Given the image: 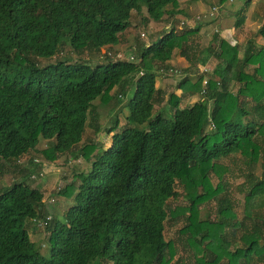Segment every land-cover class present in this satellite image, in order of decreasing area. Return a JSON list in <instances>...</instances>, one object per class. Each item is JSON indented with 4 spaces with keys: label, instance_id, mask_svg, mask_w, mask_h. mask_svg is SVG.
<instances>
[{
    "label": "trees",
    "instance_id": "1",
    "mask_svg": "<svg viewBox=\"0 0 264 264\" xmlns=\"http://www.w3.org/2000/svg\"><path fill=\"white\" fill-rule=\"evenodd\" d=\"M174 2L0 0V161L17 162L40 139L48 143L40 151L45 161L78 153L89 163L74 177L76 185L60 188L59 194L71 200L61 221L50 217L44 227L47 257L26 231L48 216L42 194L20 182L0 191V264H187L174 260L176 244L163 237L168 217L185 221L177 238L188 264H264V220L257 211L264 207V46L238 58L236 46L213 34L205 52L212 53L214 69L191 84L186 76L176 84L181 94L200 98L179 107L178 97L170 94L167 117L161 111L152 114L163 96L154 86V68L166 71L173 51L198 27H170L136 48L137 62L119 55L95 65L37 62L63 46L74 52L115 46L132 11L143 8L146 24L158 22L175 13L169 8ZM240 21L236 18L234 25ZM257 34L264 39V26ZM114 88L129 95L124 125L117 130L113 119L105 130L109 145L99 153L92 154L93 144L74 151L92 103ZM232 154L250 169L257 162L261 168L257 178L246 176L243 219L251 225L237 221L223 200L215 221L199 219L200 206L223 190L211 185L209 174L218 176L217 162ZM175 186L186 205L167 212Z\"/></svg>",
    "mask_w": 264,
    "mask_h": 264
},
{
    "label": "rangeland",
    "instance_id": "2",
    "mask_svg": "<svg viewBox=\"0 0 264 264\" xmlns=\"http://www.w3.org/2000/svg\"><path fill=\"white\" fill-rule=\"evenodd\" d=\"M242 0H226L219 4V0H175L169 7L173 10V15H164L158 22L143 21L142 16L144 9L140 13L132 11L129 18V26L119 36L120 43L110 48L100 49L98 52H74L71 49L63 46L57 54L52 58L40 59L37 61L43 66L58 60H67L70 63L86 62L90 65L101 63L105 59H116L119 55L120 60L131 61V57L136 54V48L142 45H149L158 37L162 36L170 27H179L180 23H184L181 27H198V31L189 36L186 43H183L180 50H174L171 61L168 62L169 68L176 70L177 75L161 74L156 79L165 84V99L168 102L170 94L178 97V105L180 107L190 105L191 100L200 98L197 94L182 93L177 90L176 84L180 78L186 76L191 84L199 78L202 72L209 74L215 67L216 61L212 57V53L205 52V49L211 44L214 29L221 27L225 29H233L237 9L241 6ZM219 6L218 13L207 18V12L211 7ZM199 15V20H195ZM202 16H205L204 18ZM218 24V27H217ZM179 27V28H181ZM188 27V28H189ZM220 28V29H221ZM177 30V29H176ZM219 39L223 40L220 36ZM227 40V39H226ZM225 40V42H227ZM229 44V43H228ZM230 45V44H229ZM233 46V45H231ZM213 52V51H212ZM183 53L184 56L181 55ZM134 58V57H133ZM187 58V59H186ZM133 62H137L134 58ZM164 71L162 67L154 68L155 71ZM249 71V70H247ZM235 89H232L234 93ZM128 94H121L118 89L114 88L108 94L96 99L92 103V107L87 116L86 126L81 136V143L74 147L73 150L79 149L80 145L93 144L95 147L94 153H99L109 145V134L105 130L111 126L114 118H117V130L124 125V118L127 110L124 108ZM191 97V98H190ZM167 102L163 101L160 105L155 104L152 109V114L157 111L164 113V116L169 115ZM47 142L44 140L38 141L34 151L24 154L17 162L3 163L0 161V191L9 187L12 183H23L30 188L38 190L42 194L43 200L46 202L48 198H53L54 202L46 207L47 215L54 216L56 220L61 221L65 210L68 208L71 199L62 197L55 191L56 187H60L61 191L65 184H77V179L74 178L78 173H85L88 170L89 163L78 153L73 157H68V154L60 155L53 162L45 161L40 155V151L47 147ZM242 158L238 154H232L227 158L220 159L217 164L222 169L219 175L209 174V180L213 187L217 184L223 188L222 193L216 198L208 201L199 208L200 220H216L217 210L221 206V200L229 204V208L237 221H246L243 219L244 207L243 196L246 191V176L251 174L257 178L261 172L258 167V162L253 168L247 167L242 163ZM39 174H42L39 176ZM220 179V180H219ZM176 198L169 199L166 202L165 210L172 211L176 208H181L186 205L183 198V191L179 186H175ZM264 198V197H263ZM264 206V200H263ZM224 207V203H222ZM262 214L264 220V207L257 209ZM46 217V214L44 215ZM55 220V219H54ZM185 221L182 217L170 219L169 217L164 223L163 237L166 241H174L176 244L175 259H181L185 263L188 258L185 252L181 249L179 239L177 238V230L184 225ZM246 223L250 224L249 221ZM260 226L264 228L261 224ZM30 241L35 245H39V253L43 257L48 255V237L49 232L44 227H38L31 224L27 225ZM259 228V227H258ZM226 232H229V228ZM179 257V258H178ZM98 264H109L105 261H99Z\"/></svg>",
    "mask_w": 264,
    "mask_h": 264
},
{
    "label": "crops",
    "instance_id": "3",
    "mask_svg": "<svg viewBox=\"0 0 264 264\" xmlns=\"http://www.w3.org/2000/svg\"><path fill=\"white\" fill-rule=\"evenodd\" d=\"M237 14L234 15L235 19L240 18L241 21L238 26H233V29H225L213 26L214 33H218V36H220L224 41L226 40L227 43L230 45H234L237 48V57L241 58L244 51L250 49V50H257L258 48H261L264 46V39L257 34V30L260 27L264 26V0H249V2L245 5H243V0L241 6L236 10ZM221 28V29H220ZM123 33H126L125 31ZM122 33V35H123ZM120 43V39H119ZM118 43V44H119ZM173 55V53H172ZM172 55L170 59L165 63L166 66L169 67L168 62L171 61ZM161 68L156 70L154 73H156V77L159 75L158 71H160ZM155 77V83L154 86L156 89L160 90L163 94L162 100L160 101V105L163 101L167 102L165 99V84L160 80L156 79ZM158 78V77H157ZM178 90V89H177ZM180 91V90H179ZM191 98V97H190ZM197 100H191L190 104L196 102ZM202 101V99H200ZM180 107V106H179ZM184 107V106H183ZM31 152V151H28ZM27 152V153H28ZM49 205L47 202H45L42 198V211L47 215L46 206ZM53 219H56L54 216H52ZM26 231L28 233V227L26 228ZM29 237V233H28ZM30 240V238H29Z\"/></svg>",
    "mask_w": 264,
    "mask_h": 264
},
{
    "label": "built area",
    "instance_id": "4",
    "mask_svg": "<svg viewBox=\"0 0 264 264\" xmlns=\"http://www.w3.org/2000/svg\"><path fill=\"white\" fill-rule=\"evenodd\" d=\"M218 9H219V6L211 7V8L209 9V11L207 12V18H211V17L215 16V15L218 13ZM202 17L204 18L205 16H202ZM195 20H196V21L199 20V15L196 16ZM182 25H184V23L181 22L180 25H179V27H181ZM188 27H189V26H188ZM189 28H190V27H189ZM130 59L132 60V58H130ZM160 72H161V73L165 72V75H177V71H176V70H173V69H170V68H168L166 71H162V70H160ZM205 83H206L205 80H203V81L201 82L202 87L205 86ZM201 93H203V90L201 91ZM41 175H42V174H39V176H41ZM55 191H56V193L59 192V191H60V187H59V186L56 187V188H55ZM46 202H47L48 204H52V203L54 202V199H53V198H48V199L46 200ZM49 218H50V217L47 216L43 222H38V223H36V226H38V227H42V228L45 227L47 221L49 220Z\"/></svg>",
    "mask_w": 264,
    "mask_h": 264
}]
</instances>
